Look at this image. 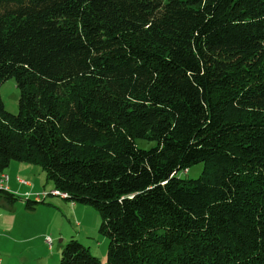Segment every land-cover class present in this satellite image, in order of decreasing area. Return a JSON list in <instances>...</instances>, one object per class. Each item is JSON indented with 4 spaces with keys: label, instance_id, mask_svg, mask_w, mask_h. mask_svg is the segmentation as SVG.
Listing matches in <instances>:
<instances>
[{
    "label": "trees",
    "instance_id": "16d2710c",
    "mask_svg": "<svg viewBox=\"0 0 264 264\" xmlns=\"http://www.w3.org/2000/svg\"><path fill=\"white\" fill-rule=\"evenodd\" d=\"M9 79L0 175L95 208L106 264H264V0H0ZM60 264L101 261L71 240Z\"/></svg>",
    "mask_w": 264,
    "mask_h": 264
},
{
    "label": "crops",
    "instance_id": "0c3cea01",
    "mask_svg": "<svg viewBox=\"0 0 264 264\" xmlns=\"http://www.w3.org/2000/svg\"><path fill=\"white\" fill-rule=\"evenodd\" d=\"M24 166L22 169L24 173H33L29 171V167ZM1 175L0 188L2 186ZM16 182L9 177V181L5 185H7L6 187L10 193L21 197V199L13 205H9L0 198V258L2 264H59L62 251L69 243L65 242L66 238H64L61 227L63 220L66 218V211L62 212L61 209L69 208L66 204L69 201L65 199L60 201L58 198L49 197L51 201L48 205L40 204V207L38 206L35 210H28L26 208L27 201H37L35 197L41 193L36 191V183L30 185L29 183ZM22 185L23 187H21ZM22 198L26 199L23 200ZM75 205L74 203L73 213L77 211ZM44 208L52 210V219L54 221L58 220V224L55 223V229L49 223H46L43 218H38ZM59 235L63 239H60V245L56 246L55 240ZM46 237H50L53 241L51 248L45 241Z\"/></svg>",
    "mask_w": 264,
    "mask_h": 264
},
{
    "label": "rangeland",
    "instance_id": "374dc122",
    "mask_svg": "<svg viewBox=\"0 0 264 264\" xmlns=\"http://www.w3.org/2000/svg\"><path fill=\"white\" fill-rule=\"evenodd\" d=\"M0 94L5 106V110L12 115H18L20 90L17 88L16 81L14 79H9L3 82V84L0 86ZM154 145L155 144L153 142H148L144 140L137 141V146L141 149L147 150L154 147ZM24 165L29 167V171L33 173H24V171H22V169L25 167ZM186 171L180 173L181 177L191 181L197 180L202 175L203 165H195L187 171V174H185ZM5 173L6 174H2V176H9L11 180H15V182L19 180L24 182L25 184L29 183L30 185H35L36 183V191H40V193H50L51 191H53L52 184L47 181L46 174L38 166L13 162L11 163L10 167L5 171ZM2 176L1 181L3 180ZM17 185L16 187H18ZM6 186L7 185H4V187ZM21 187H23V185ZM55 198H58L60 199V201H63V198L61 197ZM22 199L24 200L26 198ZM50 199L51 198L45 199L44 202L46 203L43 204L48 205L51 201ZM66 204H68L69 208L61 209L62 212L66 211V218L65 220H63V223L61 225L63 234L65 236L64 238H66L65 242H70L71 240H78L83 246L90 250L93 256L100 259L101 264H106L109 241L105 236L100 233V227L102 223L100 213L92 206L83 205L79 203H75V206H77V208L75 209L77 211L73 213L74 203L66 202ZM38 218H43L44 221L46 223H49L54 229L56 228L55 223L58 224V220L54 221L52 219V210H50L49 208H44L38 215ZM60 239H63V237L59 235V237L55 240L56 246L58 244L60 245ZM61 259L62 255L60 258V262Z\"/></svg>",
    "mask_w": 264,
    "mask_h": 264
},
{
    "label": "built area",
    "instance_id": "2783aa9c",
    "mask_svg": "<svg viewBox=\"0 0 264 264\" xmlns=\"http://www.w3.org/2000/svg\"><path fill=\"white\" fill-rule=\"evenodd\" d=\"M188 171V170H187ZM187 171L185 172V174H187ZM9 181V177H5V180L1 181V188H5L6 190H9L8 188L4 187V185ZM19 181V180H18ZM21 184H25L22 181H19ZM49 197H61L63 199L66 200V198H64V194L60 191H51L50 193H41V194H37L36 195V200L37 201H45V199L49 198ZM43 199V200H41ZM47 245L51 248L53 245V241L50 237H46L45 239ZM0 264H2V259L0 258Z\"/></svg>",
    "mask_w": 264,
    "mask_h": 264
},
{
    "label": "bare ground",
    "instance_id": "6f19581e",
    "mask_svg": "<svg viewBox=\"0 0 264 264\" xmlns=\"http://www.w3.org/2000/svg\"><path fill=\"white\" fill-rule=\"evenodd\" d=\"M3 180H5V177L2 178ZM65 197V196H64Z\"/></svg>",
    "mask_w": 264,
    "mask_h": 264
}]
</instances>
